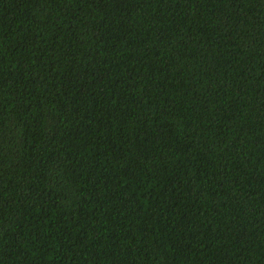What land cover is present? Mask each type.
<instances>
[{"label":"trees","instance_id":"obj_1","mask_svg":"<svg viewBox=\"0 0 264 264\" xmlns=\"http://www.w3.org/2000/svg\"><path fill=\"white\" fill-rule=\"evenodd\" d=\"M0 264H264V0H0Z\"/></svg>","mask_w":264,"mask_h":264}]
</instances>
